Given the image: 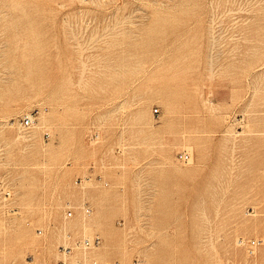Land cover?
<instances>
[{
    "label": "rangeland",
    "instance_id": "rangeland-1",
    "mask_svg": "<svg viewBox=\"0 0 264 264\" xmlns=\"http://www.w3.org/2000/svg\"><path fill=\"white\" fill-rule=\"evenodd\" d=\"M100 1L0 0V264H264V0Z\"/></svg>",
    "mask_w": 264,
    "mask_h": 264
},
{
    "label": "built area",
    "instance_id": "built-area-1",
    "mask_svg": "<svg viewBox=\"0 0 264 264\" xmlns=\"http://www.w3.org/2000/svg\"><path fill=\"white\" fill-rule=\"evenodd\" d=\"M153 113L154 114L158 113V110L155 109ZM34 122H35V116L32 113L29 115L22 116L21 118L18 119L19 125L24 128H30L31 126L34 125ZM177 156H178V159L182 162H186L189 159V155L185 152H181ZM2 196L4 198L9 197L10 196L9 190H3ZM100 243H101L100 237L94 236L92 238H84V239L76 240L72 244H68V243L62 244L59 246V252L62 258L58 260L55 264H69L66 258L70 256L75 249L90 251V250H93L95 247L99 246ZM256 243L258 242H256L255 240H252L250 242V245L253 246ZM79 264H82V263H79ZM93 264H96V263L93 262Z\"/></svg>",
    "mask_w": 264,
    "mask_h": 264
},
{
    "label": "bare ground",
    "instance_id": "bare-ground-1",
    "mask_svg": "<svg viewBox=\"0 0 264 264\" xmlns=\"http://www.w3.org/2000/svg\"><path fill=\"white\" fill-rule=\"evenodd\" d=\"M92 2L94 3V1H92ZM99 2H100V4H99V3H97V4L101 5V1H100V0H99ZM6 72H7V71H6ZM34 123H35V122H34ZM9 125H10V124H9ZM12 125H13V124H12ZM10 126H11V125H10ZM150 127H151V126H150ZM21 128H22V127H21ZM20 130H21V129H20ZM15 133H16V132H15ZM17 133H18V131H17ZM230 133H231V132H230ZM13 134H14V133H13ZM13 134H12V135H13ZM23 134H24V133H23ZM20 135H21V134H18V137H20ZM24 135H25V134H24ZM24 135H22V137H27V136H24ZM182 135H184V134H182ZM15 136H16V134L14 135V137H15ZM16 137H17V136H16ZM187 137H188V136H187ZM183 144H184V142H183ZM183 144H182V146H183ZM180 147H181V146H180ZM82 187H83V186H82ZM40 232H41V231H40ZM250 242H251V241H250ZM250 242H249V246H251V245H250ZM237 244H238V243H237ZM256 244H257V243H256ZM256 244H255V245H256ZM255 245H253V246H255ZM253 246H251V247H253Z\"/></svg>",
    "mask_w": 264,
    "mask_h": 264
}]
</instances>
